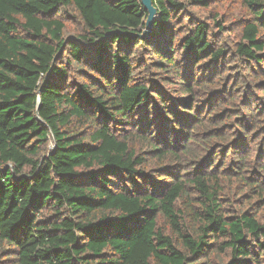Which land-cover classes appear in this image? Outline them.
Wrapping results in <instances>:
<instances>
[{
	"label": "trees",
	"instance_id": "16d2710c",
	"mask_svg": "<svg viewBox=\"0 0 264 264\" xmlns=\"http://www.w3.org/2000/svg\"><path fill=\"white\" fill-rule=\"evenodd\" d=\"M220 1L151 0L148 31L141 0H0V263L264 264V216L256 203L225 214L210 173L236 157L264 206V168L253 179L240 154L264 115L231 125L219 108L240 87L220 70L229 58L207 25L175 24ZM242 5L235 57L264 87V0Z\"/></svg>",
	"mask_w": 264,
	"mask_h": 264
},
{
	"label": "rangeland",
	"instance_id": "374dc122",
	"mask_svg": "<svg viewBox=\"0 0 264 264\" xmlns=\"http://www.w3.org/2000/svg\"><path fill=\"white\" fill-rule=\"evenodd\" d=\"M68 17L70 16L63 15V19L66 23L64 37L72 38L75 37L74 35L77 31L78 25L77 21L71 20ZM249 20H251V16L242 5V0H221L218 3H214L208 9H186V11L178 16L175 21L176 28H178L183 35L187 33L189 34L190 30L196 23L207 25L209 30L208 40L211 43V46L215 49L224 50L223 59L229 58L224 63L221 62L222 66L220 70L223 71L225 69L223 68L224 65H230L231 68L224 70V76L225 78L227 77V80H238V85L240 87L233 91L231 97L225 95L222 96V98H225L223 103L219 105V108H223L224 106L230 108L231 111L228 114L231 116V125L242 123L241 120L244 118L247 120V113L251 115L254 114L255 116H259L262 113L264 115V91H262L264 87L259 86V82L254 84L251 78L247 75L249 67H251L254 72L260 73L259 67L254 65L249 66L246 62L235 57L236 54L234 53L235 45L242 42L240 35L241 28L244 24H248ZM185 56L186 51H184L182 46H179L173 54V57L178 63H181L186 59ZM145 59L146 61H149L147 58ZM209 63L210 61H206L205 65ZM206 72L207 69L205 73ZM263 79L264 77L259 76L257 80ZM219 92H221V90L217 91V93ZM172 95H174V93ZM228 100L233 102L230 103ZM214 103H216V100ZM262 119H264V116ZM236 128L243 131L240 126ZM239 134L244 135V132H239ZM262 136L264 137V134ZM262 136H256V132L254 131L250 132L245 141V149H240L241 151L239 150L240 154L243 153L244 150H248V152H245L247 155L245 156L246 161L244 165L246 166L245 169L251 171L250 173L253 179L255 177L253 173V171H255L254 169L258 170L264 168V138H261ZM235 138H238V135ZM51 148L52 144H49L48 149L50 150ZM232 159L234 160L236 157L228 156L225 158L221 155L219 159L215 158L213 161L214 165L210 171V173L213 172L216 174L218 178H222L220 181L223 187L224 196L222 197L223 200L220 205L223 211L225 214L236 215V212L242 209H247L250 207V204L256 203V205L252 207L251 212H258L259 216H264V206L262 207L260 202H257L258 200L254 195L245 190L244 186L239 182L240 176H248L249 172L243 171L242 175L237 174L239 169L236 168V166L229 165V161ZM227 168H229V170ZM222 170L226 172L223 175L221 174ZM210 262L211 264H220V258L214 256L210 259Z\"/></svg>",
	"mask_w": 264,
	"mask_h": 264
},
{
	"label": "water",
	"instance_id": "95a60500",
	"mask_svg": "<svg viewBox=\"0 0 264 264\" xmlns=\"http://www.w3.org/2000/svg\"><path fill=\"white\" fill-rule=\"evenodd\" d=\"M141 3L148 12V20H147L146 25H147V30L149 31L155 19L156 11L153 8L151 0H141Z\"/></svg>",
	"mask_w": 264,
	"mask_h": 264
}]
</instances>
